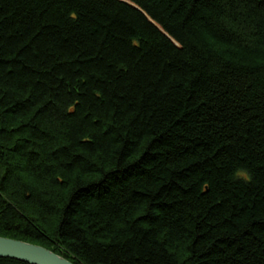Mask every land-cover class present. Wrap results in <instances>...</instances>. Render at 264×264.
<instances>
[{
  "label": "trees",
  "instance_id": "trees-1",
  "mask_svg": "<svg viewBox=\"0 0 264 264\" xmlns=\"http://www.w3.org/2000/svg\"><path fill=\"white\" fill-rule=\"evenodd\" d=\"M0 237L264 264V0H0Z\"/></svg>",
  "mask_w": 264,
  "mask_h": 264
},
{
  "label": "water",
  "instance_id": "water-1",
  "mask_svg": "<svg viewBox=\"0 0 264 264\" xmlns=\"http://www.w3.org/2000/svg\"><path fill=\"white\" fill-rule=\"evenodd\" d=\"M0 258L27 264H73L45 247L5 237H0Z\"/></svg>",
  "mask_w": 264,
  "mask_h": 264
}]
</instances>
